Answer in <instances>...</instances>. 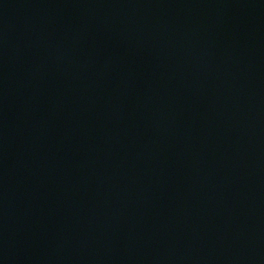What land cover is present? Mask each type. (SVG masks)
Here are the masks:
<instances>
[{
    "label": "water",
    "instance_id": "1",
    "mask_svg": "<svg viewBox=\"0 0 264 264\" xmlns=\"http://www.w3.org/2000/svg\"><path fill=\"white\" fill-rule=\"evenodd\" d=\"M0 264H264V0H0Z\"/></svg>",
    "mask_w": 264,
    "mask_h": 264
}]
</instances>
